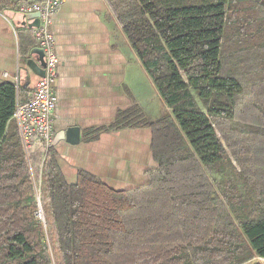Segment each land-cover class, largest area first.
<instances>
[{
  "label": "trees",
  "instance_id": "trees-1",
  "mask_svg": "<svg viewBox=\"0 0 264 264\" xmlns=\"http://www.w3.org/2000/svg\"><path fill=\"white\" fill-rule=\"evenodd\" d=\"M255 5L130 0L118 13L170 111L148 121L134 110L136 120L123 118L113 127L152 131L156 167L136 188L115 191L85 172L69 184L54 146L45 159L41 140L24 149L13 119L23 90L0 83V264H248L264 258V129L235 123L245 99L264 117V13ZM29 160L42 167L45 223L37 216Z\"/></svg>",
  "mask_w": 264,
  "mask_h": 264
},
{
  "label": "crops",
  "instance_id": "crops-1",
  "mask_svg": "<svg viewBox=\"0 0 264 264\" xmlns=\"http://www.w3.org/2000/svg\"><path fill=\"white\" fill-rule=\"evenodd\" d=\"M4 1L13 6L0 4V83L12 80L5 73L14 77L20 72L24 102L44 75L45 57L36 44L34 20L25 19L18 8L39 0ZM129 1L66 0L54 17L60 58L55 136L80 131L78 141L72 136L73 142L54 146L69 184L85 172L115 191H126L146 184L147 172L156 167L149 128H113L120 119L136 120L134 110L148 121L159 119L145 111L146 78L156 98L161 97L118 18ZM252 1L264 13V3ZM160 100L163 112L168 110Z\"/></svg>",
  "mask_w": 264,
  "mask_h": 264
},
{
  "label": "built area",
  "instance_id": "built-area-1",
  "mask_svg": "<svg viewBox=\"0 0 264 264\" xmlns=\"http://www.w3.org/2000/svg\"><path fill=\"white\" fill-rule=\"evenodd\" d=\"M66 0H39L22 4L18 12L23 15L40 14V25L35 30L37 46L45 57L44 75L37 82L27 101H18L13 119L16 122L23 147L28 150L36 140L45 144V155L54 146L55 114L58 98L56 83L59 75L60 58L56 51V40L52 30L54 17ZM5 78H12L17 89L21 88L20 72L14 77L5 73ZM260 264H264L263 257H255Z\"/></svg>",
  "mask_w": 264,
  "mask_h": 264
},
{
  "label": "rangeland",
  "instance_id": "rangeland-1",
  "mask_svg": "<svg viewBox=\"0 0 264 264\" xmlns=\"http://www.w3.org/2000/svg\"><path fill=\"white\" fill-rule=\"evenodd\" d=\"M155 95L156 94L152 91V89H150V84L146 78V88H145L144 101H143L145 111L148 113L150 112L149 113L150 116H152V114H153L154 116H157L158 118H160L164 113H168V112L170 113V111L165 109V111L163 112L162 103L160 100L161 98L160 99L156 98ZM245 100H248V101L241 103V110L237 115L239 120L237 119V122H235V123L241 124L242 126H244V125H254L255 127L259 126L260 128L264 129V117L262 116V113L259 111V108L256 107L255 105H253L249 101V99H245ZM248 113H250V115H251L249 118H248V115H249ZM151 118H153V117H151ZM228 127H230V125H228L227 128ZM223 141H224V139H223ZM45 156L46 155H43L44 159H45ZM43 157H42V161H43ZM34 164H35L34 161L29 160V165H30L32 178H33V183H34V187H35V193H36L37 202L39 205L37 216L39 217V219L41 221H43L45 223L44 211H43V206H42V202H41V198H40L41 197L40 177H41L42 167L40 166V162L35 164V166H34ZM148 179H149V176H148ZM218 179H220L219 176H211L212 182H215ZM45 241H46V243H48L50 254H51L53 260H55V257H54L53 252H52V243H51L50 237L48 235L47 229H46ZM248 264H260V263L254 257L252 260H250L248 262Z\"/></svg>",
  "mask_w": 264,
  "mask_h": 264
},
{
  "label": "water",
  "instance_id": "water-1",
  "mask_svg": "<svg viewBox=\"0 0 264 264\" xmlns=\"http://www.w3.org/2000/svg\"><path fill=\"white\" fill-rule=\"evenodd\" d=\"M25 19H29V20H34V25L32 26V28H38L40 25V14L39 13H34V14H30V15H24ZM79 133L80 131L78 129H72L71 131H67V132H61L58 135L55 136L54 139V146H56L58 144V142H60L61 140H66L69 139L70 142H73L74 140H71L70 137H75L76 136V140H79Z\"/></svg>",
  "mask_w": 264,
  "mask_h": 264
},
{
  "label": "flooded vegetation",
  "instance_id": "flooded-vegetation-1",
  "mask_svg": "<svg viewBox=\"0 0 264 264\" xmlns=\"http://www.w3.org/2000/svg\"><path fill=\"white\" fill-rule=\"evenodd\" d=\"M262 3H264V0H261Z\"/></svg>",
  "mask_w": 264,
  "mask_h": 264
}]
</instances>
